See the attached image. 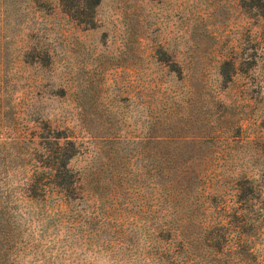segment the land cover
Returning <instances> with one entry per match:
<instances>
[{"label":"rangeland","instance_id":"rangeland-1","mask_svg":"<svg viewBox=\"0 0 264 264\" xmlns=\"http://www.w3.org/2000/svg\"><path fill=\"white\" fill-rule=\"evenodd\" d=\"M79 2L0 0V171L13 187L61 168L35 144L68 138L69 168L103 199L67 191L0 216V264H168L159 166L193 192L207 171L212 189L264 180V0Z\"/></svg>","mask_w":264,"mask_h":264},{"label":"trees","instance_id":"trees-1","mask_svg":"<svg viewBox=\"0 0 264 264\" xmlns=\"http://www.w3.org/2000/svg\"><path fill=\"white\" fill-rule=\"evenodd\" d=\"M91 1L95 0L79 3L84 6ZM62 139H57L56 150L48 143L35 144L36 151L43 156L62 161L61 168L51 164L28 168L13 187L10 171H0L1 217L20 220L21 206L41 201L47 204L55 194L67 197V191L76 193L84 189L96 201H102L100 184L88 182L84 176L85 187L80 186L82 178L69 168L75 143L66 138L62 144ZM209 174L205 172L201 185L193 192L187 171L158 167L157 211L161 226L156 244L160 259L168 264H264V250L258 243L264 237V180L258 184L243 174L238 178L232 176L234 182L228 189L222 184L212 189Z\"/></svg>","mask_w":264,"mask_h":264}]
</instances>
